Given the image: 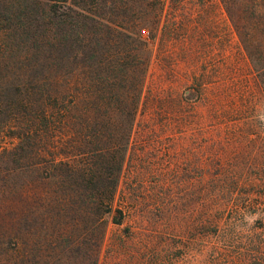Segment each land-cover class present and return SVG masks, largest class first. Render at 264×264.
Masks as SVG:
<instances>
[{
	"label": "trees",
	"instance_id": "1",
	"mask_svg": "<svg viewBox=\"0 0 264 264\" xmlns=\"http://www.w3.org/2000/svg\"><path fill=\"white\" fill-rule=\"evenodd\" d=\"M218 1L264 96V0ZM2 5L0 161L15 177L7 184L2 264H15L19 235L30 237L39 222L52 264H60L63 253L69 264H96L106 219L121 224L125 216L114 202L122 176L128 180L136 167L128 149L136 115L150 96L148 43L157 41L155 58L162 64L173 57L169 47L180 45L185 53L190 41L196 60L205 59L207 39L199 30L211 28V22L204 0H4ZM175 62L168 63L170 70ZM201 62L203 69L216 66ZM204 74L193 72L184 95L203 98ZM168 174L154 184L163 188L173 178ZM243 182L215 176L212 191L200 192V209L215 220L221 205L239 195H258ZM250 183L264 186V177Z\"/></svg>",
	"mask_w": 264,
	"mask_h": 264
},
{
	"label": "rangeland",
	"instance_id": "2",
	"mask_svg": "<svg viewBox=\"0 0 264 264\" xmlns=\"http://www.w3.org/2000/svg\"><path fill=\"white\" fill-rule=\"evenodd\" d=\"M204 4L211 28L200 26L209 49L201 61L215 67L202 68L194 41L185 53L180 45L169 47L173 57L164 64L155 58L157 41L148 43L150 96L136 115L128 149L136 167L128 180L122 176L114 202L125 216L121 224L106 219L96 264H264V186L250 185L264 177V96L219 1ZM193 72L205 73L200 100L183 93ZM7 167L0 161V264L7 184L15 179ZM164 173L173 178L161 188L154 182ZM226 175L245 179L258 195H245L244 201L239 195L220 206L221 218L211 220L200 209V192L212 191L215 176ZM242 204L245 210L237 209ZM37 228L28 238L19 235L15 264H52L40 222ZM63 255L60 264H69Z\"/></svg>",
	"mask_w": 264,
	"mask_h": 264
}]
</instances>
